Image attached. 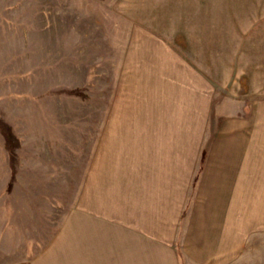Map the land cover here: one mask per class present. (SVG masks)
Here are the masks:
<instances>
[{
    "label": "crops",
    "instance_id": "obj_1",
    "mask_svg": "<svg viewBox=\"0 0 264 264\" xmlns=\"http://www.w3.org/2000/svg\"><path fill=\"white\" fill-rule=\"evenodd\" d=\"M169 5L176 7L177 1L155 4L152 14L146 3L144 11L130 17L135 23L122 46L128 53L119 62L129 69H123L120 80L129 82L132 96L154 98L149 104L154 102L155 107H169L178 98V107H187L194 117L207 112L220 84L226 98L224 116L192 201L188 193L200 165L201 139L196 137L200 119L193 120L194 131L188 137L179 136L184 124L178 122V151L171 155V162L168 121L157 122L154 130L127 126L126 132L121 127V134L115 130L104 138L92 168L96 178L87 187L79 211V256L87 264H107L100 257H119V264L125 257L121 264H137L138 250L152 254V240L162 245L171 226L179 225L182 218L184 240L192 242L194 249L189 254L200 258L214 257L225 241L239 247L238 240L255 223L250 219L264 223V0H224L223 22L216 15L205 22L197 21L196 13L169 14L164 11ZM108 170H113L111 179ZM4 202L0 205V254L10 239H32L12 232L7 225L8 202ZM72 219L64 222L59 233L54 227L43 251L7 264H52V252L62 248L64 256L72 257L67 242L73 235ZM121 244L126 248L122 253ZM88 248L90 253L85 252Z\"/></svg>",
    "mask_w": 264,
    "mask_h": 264
},
{
    "label": "rangeland",
    "instance_id": "obj_2",
    "mask_svg": "<svg viewBox=\"0 0 264 264\" xmlns=\"http://www.w3.org/2000/svg\"><path fill=\"white\" fill-rule=\"evenodd\" d=\"M165 1L173 0H0V205L8 202L7 225L12 232L32 238L10 239L0 264L43 251L54 227L59 233L71 216L73 235L67 242L72 257L64 256L62 248L52 252L51 261L87 264L79 256L81 201L96 178L92 168L97 146L115 130L120 133L121 127L126 132L127 126L154 130L157 122L168 121L171 162L178 151V122L184 124L179 136L188 137L194 131L193 120L200 119L201 129L196 131L201 139L200 165L188 193L190 201L196 197L200 172L224 116L223 86L216 85L207 112L194 117L187 107H178V98L169 107H155L154 102L149 104L154 98L132 96L129 82L120 80L123 69H129L119 62L128 53L122 46L135 23L130 17L144 11L146 3L152 14L154 5ZM175 1L176 7L169 5L164 11L182 17L196 13L197 21L205 22L216 15L223 22L224 0ZM108 171L111 179L113 170ZM250 220L255 223L238 240L239 247L225 241L214 257L200 258L189 254L193 245L184 240L182 218L171 226L162 245L152 240V254L138 250L137 264H264V223ZM121 245L122 253L126 248ZM103 258L107 264H119V257Z\"/></svg>",
    "mask_w": 264,
    "mask_h": 264
}]
</instances>
